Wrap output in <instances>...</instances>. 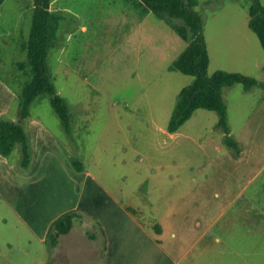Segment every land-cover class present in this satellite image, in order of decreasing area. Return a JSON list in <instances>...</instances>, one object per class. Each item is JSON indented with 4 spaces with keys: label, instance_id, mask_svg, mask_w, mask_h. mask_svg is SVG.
<instances>
[{
    "label": "rangeland",
    "instance_id": "1",
    "mask_svg": "<svg viewBox=\"0 0 264 264\" xmlns=\"http://www.w3.org/2000/svg\"><path fill=\"white\" fill-rule=\"evenodd\" d=\"M252 2L198 0L210 75L224 69L264 84V48L250 26ZM52 7L61 20L48 63L69 104L70 128L48 94L34 101L27 118L17 112L30 78L20 63L27 61L34 0H5L0 6V104L10 107L1 118L16 115L26 128L31 119L41 121L71 160L82 162L140 221L173 228L187 247L201 221L216 219L220 226L229 214L219 217L222 210L264 201V85L224 88L239 151L226 143L215 110L198 108L170 132L179 93L195 79L170 69L189 40L153 12L142 17L134 0H52ZM21 158L17 146L7 161ZM16 218L0 200V264L51 261L50 244Z\"/></svg>",
    "mask_w": 264,
    "mask_h": 264
},
{
    "label": "crops",
    "instance_id": "2",
    "mask_svg": "<svg viewBox=\"0 0 264 264\" xmlns=\"http://www.w3.org/2000/svg\"><path fill=\"white\" fill-rule=\"evenodd\" d=\"M8 110L0 104V116ZM15 116L10 119L17 120ZM27 130L32 152L28 168L19 161L9 163L0 153V200L5 212L16 215L41 243H47L58 217L78 212L71 230L51 246L53 259L43 264H264L263 199L222 210L219 217L225 219L234 211L223 225L218 226L216 219L201 221L187 247L184 236L173 228L148 227L91 171L77 169L41 121L29 120Z\"/></svg>",
    "mask_w": 264,
    "mask_h": 264
},
{
    "label": "trees",
    "instance_id": "3",
    "mask_svg": "<svg viewBox=\"0 0 264 264\" xmlns=\"http://www.w3.org/2000/svg\"><path fill=\"white\" fill-rule=\"evenodd\" d=\"M4 1L0 0V6ZM134 1L140 8L142 17L153 12L172 23L175 31L189 40L188 46L172 62L170 69L194 75L195 79L180 91L168 130L177 131L198 108L215 110L219 114V126L225 132L226 143L239 151L238 143L230 134L224 88L243 83L249 90L256 85L264 84L255 77L241 72L218 69L211 75L208 73L211 59L204 35V20L195 9L198 0ZM177 19L180 21H176ZM60 20L59 12L52 7V0H34L32 24L25 45L27 61L20 63V68L23 70L27 66V75L30 78L24 82L19 105L22 119L27 118L34 101L48 94L63 125L69 129L71 123L69 104L58 92L48 63V55L55 45ZM250 26L257 33L264 48V3L261 0H253L250 6ZM24 72L26 73L25 70ZM17 146L22 150L20 166L28 168L32 152L27 128L23 121L1 118L0 153L6 157L10 156ZM72 162L77 169L84 168L83 163L73 157ZM77 216L78 212L72 210L62 214L53 222L47 240L50 246L57 245L60 236L71 230ZM156 229L161 231L159 224L156 225Z\"/></svg>",
    "mask_w": 264,
    "mask_h": 264
}]
</instances>
